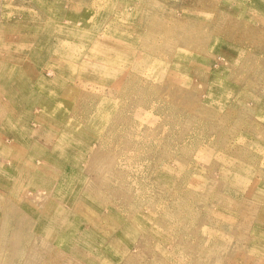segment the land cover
I'll use <instances>...</instances> for the list:
<instances>
[{"label":"rangeland","instance_id":"374dc122","mask_svg":"<svg viewBox=\"0 0 264 264\" xmlns=\"http://www.w3.org/2000/svg\"><path fill=\"white\" fill-rule=\"evenodd\" d=\"M96 12L106 46L91 56L93 36H73L75 60L60 44L59 15L71 29L74 16ZM0 13V264H264V0H0ZM53 62L63 66L48 75L58 84L87 77L73 85L76 103L43 88L57 98L54 116L74 127L65 134L76 142H58L71 143L64 152L53 139L60 120L51 128L34 95L38 69ZM122 159L139 165L104 181ZM144 206L150 222L139 230L131 212Z\"/></svg>","mask_w":264,"mask_h":264},{"label":"bare ground","instance_id":"6f19581e","mask_svg":"<svg viewBox=\"0 0 264 264\" xmlns=\"http://www.w3.org/2000/svg\"><path fill=\"white\" fill-rule=\"evenodd\" d=\"M13 1V0H12ZM53 1V0H52ZM5 2V1H4ZM36 2H37V0H36ZM221 2V1H220ZM45 3V2H44ZM53 3V2H52ZM51 3V4H52ZM38 4V3H37ZM2 5V4H1ZM46 5V4H45ZM50 5V4H49ZM65 5V4H64ZM72 5V4H71ZM3 6V5H2ZM52 6H53V4H52ZM47 7V6H46ZM80 7V6H79ZM51 8V7H50ZM58 8V7H57ZM67 8V7H66ZM73 8V7H72ZM49 9V8H48ZM45 11V10H44ZM49 12V11H48ZM53 12V11H52ZM55 12V11H54ZM58 12V11H57ZM7 13V12H6ZM13 13V12H12ZM41 13V12H40ZM46 13V12H45ZM112 13H114V12H110V13H107V16H111L112 15ZM1 14V13H0ZM21 14V13H20ZM23 14H25V13H23ZM90 15H86L87 17H85V18H82L81 19V21L78 19V18H76V16H74L73 17V20H74V26H73V28L71 27V29H68V28H66V26H63V24L64 23H66V21H61L62 19H65V20H67L68 18H67V16H65V15H59V21H60V23L58 22L57 24H56V30L59 32V33H57V35H64L63 36V39H62V41L60 42V44H61V46H63L64 47V51H65V53H67L68 55H70L73 59H75V57H74V54H73V52L71 51V50H69L68 49V46H67V43H68V41L70 40V38H72L73 36H79V37H81L82 36V38H83V40H85V41H87L88 42V36H93V38H92V40H91V56L92 55H94V54H96V55H98V51H99V49H102V48H104L106 45L104 44V41H105V39H107V37H99V34H98V32L101 30V26L99 25V17L100 16H102L103 15V13H100V12H96V13H94V15L92 16V14L91 13H89ZM36 15V14H35ZM25 16V15H24ZM53 16V15H52ZM51 16V17H52ZM4 17V16H3ZM20 17V16H19ZM48 17H49V14H48ZM78 17V16H77ZM25 18V17H24ZM33 18H35V17H33ZM32 18V19H33ZM44 18V17H43ZM54 18H56V17H54ZM3 19V18H2ZM38 19V18H37ZM19 20V19H18ZM24 20V19H23ZM23 20H22V22H23ZM45 20V19H44ZM5 21V20H4ZM32 21H34V20H32ZM54 21V20H53ZM16 22V21H15ZM21 23V22H20ZM61 23H63V24H61ZM112 26H114V22L112 21L111 23H110ZM17 25V24H16ZM79 25H80V27H79ZM85 25H89L88 27H87V29H85ZM84 26V27H83ZM51 27V26H50ZM15 28V27H14ZM42 28V27H41ZM40 28V29H41ZM30 29V28H29ZM34 29V28H33ZM45 29V28H44ZM13 30H15V29H13ZM23 30V29H22ZM24 30H25V28H24ZM8 31H10V30H8ZM28 31V30H27ZM44 31V30H43ZM46 31V30H45ZM52 31H54V30H52ZM19 32V31H18ZM24 32V31H23ZM62 32H63V34H62ZM40 33V32H39ZM55 34V33H54ZM112 35L113 36H120V34H119V28H117V27H114L113 28V32H112ZM9 36V35H8ZM14 36H16V35H14ZM53 36V35H52ZM18 37V36H17ZM21 37V36H20ZM32 37V36H31ZM62 38L61 36H55L54 35V38ZM6 38V37H5ZM36 38H37V36H36ZM47 38V37H46ZM29 39H31V38H29ZM29 39H28V41H29ZM52 39V38H51ZM8 40V39H7ZM7 42V41H6ZM47 42V41H46ZM13 43V42H12ZM20 43V42H19ZM48 43H51L50 41L48 42ZM8 44V43H7ZM44 45H46V44H44ZM28 46V45H27ZM26 46V47H27ZM52 46V45H51ZM51 46H45L43 49L44 50H46V51H48V53H49V51H50V47ZM231 46V45H230ZM29 47V46H28ZM111 47H112V45H107V48H109V49H111ZM229 47V46H228ZM8 48V47H7ZM21 48V47H20ZM31 48H32V46H31ZM1 49V48H0ZM40 49V48H39ZM14 50V49H13ZM29 50V49H28ZM87 50H89V44L87 45ZM241 50V49H240ZM21 51V50H20ZM27 51V50H26ZM236 51H237V49H236ZM45 52V51H44ZM2 53V52H1ZM12 53V52H11ZM10 53V54H11ZM17 53H19V51L17 52ZM4 54H5V52H4ZM9 54V55H10ZM22 54V53H21ZM50 54V53H49ZM128 54H130V53H128ZM245 54V53H244ZM134 55V54H133ZM16 56V55H15ZM246 56V55H245ZM7 57H9V56H7ZM38 57V56H37ZM48 56L46 55L45 56V58H47ZM239 57H240V55H239ZM242 57V56H241ZM14 58V57H13ZM20 58H22V56L20 57ZM51 58H54V56L52 57L51 55H50V59ZM56 58V57H55ZM244 58V57H243ZM58 59V58H57ZM9 60H11V59H9ZM8 60V61H9ZM19 60V59H18ZM23 60V59H22ZM52 60V59H51ZM61 60V59H60ZM75 60H77V58L75 59ZM251 61V60H250ZM23 62V61H22ZM48 62V61H47ZM52 62V61H51ZM245 62V61H244ZM24 63V62H23ZM50 64V63H49ZM244 64V63H243ZM81 65H83V67L85 66V67H88L87 69H95V70H97L98 71V68L93 64V65H88V63H87V61H86V59L85 60H82L81 61ZM44 66V65H43ZM47 66V69H42L43 67H41V69L39 68L38 69V74H37V80H34V89H35V92H34V95H35V99H36V104H37V106H38V108H40V109H42V110H44V111H42L43 113V115H45V116H43V117H45V119H47L48 120V124H49V126L52 128V127H54L51 123H50V121L54 124V122H53V120L54 119H56V117H57V119H59L60 120V122H61V125H59L60 126V128H59V130H60V132H62L61 133V136L59 137V139H57V138H54L53 137V139L55 140L56 139V148H57V150H59V152H64L63 150L64 149H66V147H71V143L72 142H76L74 139H73V137L71 136V137H68L67 136V134H65V131L66 130H70V131H72L73 129H74V127L71 125V121H68V116L67 117H65V116H61L62 114H60L59 116H54V111L50 108V106L53 104V103H55V99H57V98H55V97H51V98H49L48 100H46L47 99V97H44V93H43V88H55L56 86H59V88H61L62 90H65V92H67V95H68V100L70 101V100H73V98H74V95H75V93H73V85L76 83V82H79V81H83L84 79H83V76H84V78H87V77H85L86 76V74H82V73H79L80 75H72V77H70V78H68V80H66V81H64V82H61V83H57L56 82V79H55V77H54V79L52 80L51 78H48V75L50 76V75H52L53 74V76L55 75V73L57 72L58 73V70H57V67H63L62 66V64H60L59 62H53L52 64H50V65H46ZM97 66H98V64H97ZM14 67V66H13ZM21 67V66H20ZM14 69V68H13ZM12 69V70H13ZM21 69V68H20ZM83 70H84V68H82ZM8 70H10V69H8ZM22 71V70H21ZM71 71V70H70ZM8 72V71H7ZM76 72V71H75ZM116 72H118V71H116ZM256 72H259V70L258 71H256ZM262 72V71H261ZM260 72V73H261ZM77 73V72H76ZM89 73V72H88ZM98 72H96V74H97ZM6 75V74H5ZM18 77V76H17ZM264 77V76H263ZM57 84V85H56ZM220 86H225L224 84H221L220 83ZM29 88V87H28ZM30 92V91H29ZM62 92V91H61ZM47 94V93H46ZM197 94V93H196ZM33 95V93L31 94V96ZM47 96H49L48 94H47ZM59 96V95H58ZM34 97V96H33ZM32 97V98H33ZM67 98H65V100H67ZM77 100H78V98L76 97V98H74V102L76 103L77 102ZM94 104H98V108H101L100 107V105H99V103H92V105H94ZM47 108L49 109V110H47ZM96 108V107H95ZM1 109V108H0ZM75 109V108H74ZM241 109H243V108H241ZM4 111V110H3ZM64 111V110H63ZM41 112V111H40ZM6 113V112H5ZM67 113V112H66ZM78 114L80 115V116H78V118L79 119H77L79 122L81 121V117H82V111H78ZM94 115H98L99 113H97L96 112V110H95V112L93 113ZM21 116H23L22 114H21ZM42 117V116H41ZM16 119H18V118H16ZM38 119H40V118H38ZM93 121H95V120H93ZM17 122V121H16ZM15 123V122H14ZM40 124V123H39ZM2 125V124H1ZM6 126V125H5ZM38 127V126H37ZM92 127H94V128H97L96 127V125L95 124H93L92 125ZM148 127H150V126H148ZM1 128V127H0ZM4 128V127H3ZM8 128H10V127H8ZM20 128V127H19ZM56 128V127H55ZM11 129H13V127L11 128ZM35 130V129H34ZM42 130V129H41ZM80 130H82V131H86V132H88L90 135H92L93 137H95V138H101V136L99 135V133H97V132H94V130L93 129H91V128H84V127H82V128H80ZM133 130V129H132ZM165 130H166V128H165ZM23 131V130H22ZM31 133V132H30ZM37 133V132H36ZM42 134V133H41ZM44 134H45V132H44ZM52 135V134H51ZM133 135V134H132ZM131 135V136H132ZM29 136V135H28ZM44 137H46V136H44ZM63 138L64 139V142L66 141V142H71V143H58L59 142V140H60V138ZM87 137H88V134H83V135H81L80 137H79V144L78 145H75V146H77V148H80L82 145H85L86 144V139H87ZM130 138V137H129ZM46 139H48V138H46ZM130 139H132V138H130ZM38 140V139H37ZM51 141V140H50ZM78 141V140H77ZM78 143V142H77ZM3 144V143H2ZM54 144V143H53ZM19 145V144H18ZM94 144H92L91 145V148H90V152L94 149V147H92ZM96 145H98V147H99V152L101 151V150H103V149H105V150H108V149H110L109 147L110 146H106L105 145V143H103V144H96ZM113 145V144H112ZM20 146V145H19ZM52 147H53V145H52ZM108 147V148H107ZM116 147H117V145H116ZM6 148V147H5ZM8 148V147H7ZM115 148V147H114ZM161 148V147H160ZM9 149V148H8ZM46 149V148H45ZM53 149V148H52ZM97 149V148H96ZM50 150V149H49ZM114 150V149H113ZM115 150H117V148L115 149ZM97 151V150H96ZM116 153V152H115ZM8 157V156H7ZM90 157V156H89ZM120 158V157H119ZM88 160V159H87ZM82 161H84L85 162V159H82V160H77V161H75V163L76 164H78V163H81ZM144 164V163H143ZM44 165V164H43ZM79 165V164H78ZM136 165H139L137 162H136V160H131V161H127L126 159L125 160H123L122 159V161H120L118 164L116 163V164H114V168H112L113 166H109V165H107V171H105V174L104 173H102V179L105 181V180H107L108 179V177L110 178V176L111 177H113L114 175H117V172L118 171H120L121 172V170H124L125 172L126 171H129V174H130V171H134L135 170V168H136ZM141 165V164H140ZM146 168V167H145ZM39 169V168H38ZM43 169V168H42ZM50 169V168H49ZM79 169V168H78ZM98 169H99V167H98ZM103 169H105L104 167H103ZM113 169V170H112ZM100 170V169H99ZM141 170H142V168H141ZM168 170V169H167ZM50 172V171H49ZM93 172V171H92ZM51 173V172H50ZM57 173V172H56ZM63 173V175H64V172H62ZM124 173V172H123ZM43 174H45V172L43 173ZM52 174V173H51ZM72 174H73V170H72ZM85 174V173H84ZM94 174V173H93ZM124 174H126V173H124ZM46 175V174H45ZM119 175V174H118ZM60 176V175H59ZM88 177V176H87ZM101 179V178H100ZM89 180V179H88ZM127 180V179H126ZM55 181H57V180H55ZM92 181V180H91ZM95 182V181H94ZM101 182V181H100ZM99 182V183H100ZM13 183V182H12ZM70 183V181L69 182H66L65 184H63V185H61L60 186V189H59V194L61 195V197H66V192L65 191H67V188L69 187L68 186V184ZM92 184H94V183H92ZM264 184V183H263ZM98 185V184H97ZM101 185H102V182H101ZM116 185H117V182L116 181H110V182H107L106 183V187H105V192H108L109 193V191L111 190V189H113V188H115L116 187ZM96 186V185H95ZM132 186H135V185H133V184H130L129 186H125L126 187V189L128 190V191H130V194H131V192L132 191H134L135 192V194L137 193V191H138V189H136L135 187H132ZM98 187H99V185H98ZM86 188H87V186H86ZM93 188V186L91 187V189ZM97 188V187H96ZM88 189V188H87ZM97 189H95V191H96ZM51 192V191H50ZM74 192H75V190L72 192V194H74ZM263 193V192H262ZM22 194V193H21ZM105 194V193H104ZM14 195V194H13ZM68 195H69V192H68ZM93 195V194H92ZM161 195V194H160ZM159 195V196H160ZM3 196V195H2ZM88 196V195H87ZM86 196V197H87ZM264 196V195H263ZM48 197V196H47ZM60 197V198H61ZM96 197V196H95ZM98 197H99V195H98ZM97 197V198H98ZM101 197H103V195L101 196ZM262 197V196H261ZM38 198V197H37ZM39 198H40V196H39ZM100 198V197H99ZM104 198V197H103ZM43 199V198H42ZM96 199V198H95ZM47 200V199H46ZM97 200V199H96ZM99 200V199H98ZM121 201V200H120ZM102 202V201H101ZM106 202H107V199H106ZM128 202H129V198H128ZM142 202V201H141ZM148 202H149V200H148ZM147 201L146 202H142L146 207H148L149 208V206H148V203ZM5 203V202H4ZM3 203V204H4ZM136 203H137V201H136ZM152 203V202H151ZM45 205V204H44ZM90 205V204H89ZM111 205V204H110ZM115 205V204H114ZM3 206V205H2ZM77 206V205H76ZM143 207V209H142V207L140 208L141 209V211L140 212H138V213H135L134 211H132L131 212V217H135L136 218V220H137V222H139V227H138V229L139 230H143V228H145V229H147V227H146V223L147 222H150V220L148 219V217H149V215H148V211L149 210H147V212L146 213H143V210H146V207ZM157 206V205H156ZM9 207V206H8ZM105 207V206H104ZM7 208V207H6ZM18 208V207H17ZM43 208V207H42ZM77 208H78V206H77ZM76 208V209H77ZM116 208V207H115ZM153 208H156V207H153ZM162 208H163V205L162 204H158V211L159 210H162ZM16 210V209H15ZM14 210V211H15ZM73 210H75V206H74V209ZM103 210V209H102ZM115 210V209H114ZM116 210H119V209H116ZM164 210V209H163ZM6 211V210H5ZM20 211V210H19ZM77 211V210H76ZM83 211V210H82ZM105 211V210H104ZM8 212V211H7ZM73 212H75V211H73ZM81 212V211H80ZM106 212V211H105ZM153 212H155V210H153ZM10 213V212H9ZM13 213V212H12ZM20 213V212H19ZM22 213V212H21ZM92 213V212H91ZM161 213V212H160ZM2 214V213H1ZM23 214V213H22ZM80 214V213H79ZM102 214V213H101ZM78 215V214H77ZM82 215V214H81ZM80 215V216H81ZM19 216V215H18ZM5 217V216H4ZM12 217H14V215L12 216ZM17 217V216H16ZM29 217V216H28ZM83 217V216H82ZM81 217V218H82ZM129 217V216H128ZM90 218V217H89ZM17 219V218H16ZM22 219V218H21ZM38 219V218H37ZM91 219V218H90ZM112 219V218H111ZM124 219H127V217H124ZM123 219V220H124ZM18 220V219H17ZM87 220V219H86ZM133 220V219H132ZM2 221V220H1ZM30 221V220H29ZM87 221H89V220H87ZM98 221V220H97ZM112 221V220H111ZM111 221H110V223H111ZM90 222V221H89ZM128 222V221H127ZM133 222V221H132ZM3 223H4V220H3ZM2 223V224H3ZM16 223V222H15ZM32 223V222H31ZM1 224V225H2ZM100 224H102V223H100ZM132 224V223H131ZM136 224V223H135ZM158 224H160V226L158 225ZM162 224V222H160V221H157V225L155 226V229H161V225ZM19 225V224H18ZM112 225V224H111ZM113 225H116V224H113ZM129 225V224H128ZM133 225V224H132ZM149 225H150V223H149ZM3 226V225H2ZM102 226V225H101ZM103 226H105V225H103ZM124 226V225H123ZM130 226V225H129ZM4 227V226H3ZM92 227V226H91ZM100 227V226H99ZM143 227V228H142ZM2 228V227H1ZM93 228H95V227H93ZM92 228V229H93ZM3 229V228H2ZM1 229V230H2ZM102 229V228H101ZM14 230V229H13ZM12 230V231H13ZM122 230V229H121ZM120 230V231H121ZM131 230V229H130ZM139 230H137V231H139ZM23 231H25V230H22V233H23ZM28 231V230H27ZM97 231V230H96ZM131 231H133V229L131 230ZM101 232V231H100ZM106 232V231H105ZM144 232V231H143ZM142 232V233H143ZM149 232V231H148ZM154 232H156V234H158L157 235V237H163V234L160 232V230L159 231H154ZM8 233H9V231H8ZM13 233V232H12ZM35 233V232H34ZM103 233V232H102ZM138 233V232H137ZM17 234V233H16ZM95 234H97V233H95ZM101 234V233H100ZM123 234H125V233H123ZM144 234V233H143ZM35 235V234H34ZM138 235V234H137ZM165 235V234H164ZM12 236V235H11ZM10 236V237H11ZM14 236H16V235H14ZM84 236H86V235H84ZM107 236V235H106ZM140 236H141V233H140ZM139 236V237H140ZM166 236V235H165ZM80 237V236H79ZM88 237V236H87ZM109 237H111V236H109ZM133 237V236H132ZM143 237V236H142ZM146 237H148L149 238V236H146ZM102 238V237H101ZM100 238V239H101ZM106 238V237H105ZM134 238V237H133ZM6 239V238H5ZM80 239V238H79ZM79 239H77L78 241H79ZM11 240V239H10ZM42 240V239H41ZM116 240H118V239H116ZM149 240V239H148ZM28 241V240H27ZM87 241L89 242V240L87 239ZM101 241V240H100ZM104 241V240H103ZM106 241V240H105ZM138 241V240H137ZM141 241V240H140ZM7 242V241H6ZM15 243H16V241H14ZM22 242V241H21ZM48 242V241H47ZM119 242V241H118ZM163 242V241H162ZM161 242V243H162ZM41 243V242H40ZM45 243V242H44ZM44 243H42V244H44ZM49 243V242H48ZM110 243V242H109ZM134 243H136V241L134 242ZM143 243H144V241H143ZM146 243V242H145ZM147 243H149V242H147ZM160 243V244H161ZM7 244H8V242H7ZM91 244V243H90ZM104 244H106V242L104 243ZM122 244V243H121ZM137 244V243H136ZM142 244V243H141ZM159 244V243H158ZM35 245V244H34ZM94 245V244H93ZM101 245V244H100ZM123 245V244H122ZM150 245V244H149ZM155 245V244H154ZM157 245V244H156ZM6 246V245H5ZM45 246H46V243H45ZM75 246V245H74ZM73 246V247H74ZM116 246V245H115ZM118 246V245H117ZM116 246V247H117ZM134 246H136V245H134ZM133 246V247H134ZM139 246H140V243H139ZM138 246V247H139ZM157 246H159V245H157ZM174 246V245H173ZM42 247V246H41ZM77 247V246H76ZM75 247V248H76ZM86 247V246H85ZM100 247V246H99ZM124 247V246H123ZM153 247H155V246H153ZM164 247V246H163ZM6 248V247H5ZM46 248V247H45ZM51 248V247H50ZM54 248H55V246H54ZM112 248V247H111ZM137 248V247H136ZM157 248V247H156ZM9 249V248H8ZM41 249V248H40ZM43 249V248H42ZM140 249V248H139ZM76 250H78V248L76 249ZM76 250H74V251H76ZM81 250V249H80ZM112 250V249H111ZM110 250V251H111ZM71 251H73V250H71ZM82 251V250H81ZM115 251H117V249L115 250ZM133 251V250H132ZM160 251H162V250H160ZM169 251V250H168ZM3 252V251H2ZM9 252V251H8ZM129 252V251H128ZM137 252V251H136ZM158 252H159V250H158ZM41 253V252H40ZM39 253V254H40ZM61 253V252H60ZM118 253H120V251L118 252ZM122 253H123V251H122ZM121 253V254H122ZM155 253H157V251L155 252ZM82 254H83V251H82ZM135 254V253H134ZM133 254V255H134ZM147 254V253H146ZM57 255H59V254H57ZM63 255V254H62ZM99 255V254H98ZM123 255V254H122ZM32 256V255H31ZM37 256V255H36ZM60 256V255H59ZM47 257H48V255H47ZM63 257V256H62ZM69 257V256H68ZM121 257V256H120ZM170 257V256H169ZM97 258V257H96ZM102 258V257H101ZM121 258H123V257H121ZM23 259V258H22ZM48 259V258H47ZM46 259V260H47ZM98 259H99V257H98ZM120 259V258H119ZM153 259H156V258H153ZM14 260V259H13ZM75 260H76V258H75ZM146 260V259H145ZM149 260V259H148ZM151 260V259H150ZM149 260V261H150ZM20 261V260H19ZM18 261V262H19ZM51 261V260H50ZM122 261V260H121ZM152 261V260H151ZM157 261H158V259H157ZM41 262V261H40ZM71 262V261H70ZM61 263H63V262H61ZM120 263V262H119ZM146 263V262H145ZM160 263V262H159ZM28 264V263H27ZM40 264V263H39ZM106 264H115V263H113V260L112 259H108L107 260V263ZM121 264V263H120Z\"/></svg>","mask_w":264,"mask_h":264}]
</instances>
